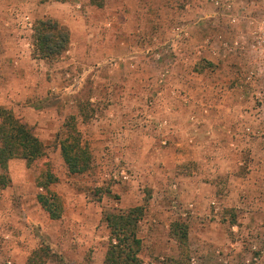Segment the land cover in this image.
<instances>
[{
	"label": "rangeland",
	"instance_id": "obj_1",
	"mask_svg": "<svg viewBox=\"0 0 264 264\" xmlns=\"http://www.w3.org/2000/svg\"><path fill=\"white\" fill-rule=\"evenodd\" d=\"M116 1L133 2L30 0L20 6L24 0H14L12 18L0 11V56L7 55L11 64L0 72V89L11 95L9 105L0 107L33 127L47 147L41 162L12 160L10 183L0 184V264H39L34 255L42 246L52 250L47 264H104L110 235L104 214L132 206L145 207L139 233L144 264L178 256L170 238L175 222L189 227L192 264H264V0H138L144 15L151 16L145 26L124 25V41L119 40L117 17L103 15L104 6ZM172 6L178 12L199 7L210 28L202 44L195 46L187 28L162 17L161 10ZM75 11L92 22L86 33L95 34V46L104 47L102 35L116 36L107 54L117 47L123 56H103L102 51L76 55L72 50L78 40L64 23ZM42 19L58 20L71 33L69 50L55 60L35 56L34 26ZM8 33L20 36L21 43ZM221 33L224 39L217 37H224ZM12 51H20L16 60L6 54ZM223 64L228 72L217 73ZM230 100H236L233 106ZM81 106L90 120L82 117ZM179 108L186 116L183 126L171 127L170 116ZM211 113L221 120L223 114H244L246 125L233 132L216 123L211 130L206 119L200 121ZM70 117L93 154V168L84 175H72L61 153ZM117 124L128 132L125 150L113 128ZM110 127L116 134L106 137ZM202 142V150L185 153L187 160L179 163L165 161L160 149ZM45 165L58 177L51 187L64 206L58 221L38 200L37 179ZM195 176L204 189L203 202L193 192L185 197L178 182ZM196 210L203 216L195 218ZM199 224L209 228L211 247L204 253L197 247Z\"/></svg>",
	"mask_w": 264,
	"mask_h": 264
},
{
	"label": "trees",
	"instance_id": "obj_2",
	"mask_svg": "<svg viewBox=\"0 0 264 264\" xmlns=\"http://www.w3.org/2000/svg\"><path fill=\"white\" fill-rule=\"evenodd\" d=\"M52 1L70 3L76 0ZM34 40L36 57L55 60L69 50L71 33L58 20L42 19L35 23ZM80 111L85 121L92 118L85 112L84 106H81ZM65 124L66 136L60 143L64 163L72 175L87 174L93 168L90 146L84 142L83 134L77 128L74 117L68 118ZM46 156L47 147L34 134V128L17 118L10 109L0 107V168L4 172L0 176V184L3 187L9 185L7 172L12 160H24L32 165L41 162ZM57 182L58 177L48 165H45L37 179V187L40 189L38 200L53 221L61 220L64 214L61 197L51 189ZM144 215V206L104 214L103 222L110 234L104 264H144L141 258L143 241L139 235ZM170 238L178 245V256L168 258L161 264H192L188 225L181 222L173 223ZM42 247L35 253L34 259L39 261V264H47L53 258L52 250L48 246Z\"/></svg>",
	"mask_w": 264,
	"mask_h": 264
},
{
	"label": "crops",
	"instance_id": "obj_3",
	"mask_svg": "<svg viewBox=\"0 0 264 264\" xmlns=\"http://www.w3.org/2000/svg\"><path fill=\"white\" fill-rule=\"evenodd\" d=\"M29 1L30 0H24V2H22L20 4V6L26 5V3L28 4ZM124 1H126V0H124ZM14 3H15L14 0H4L3 3L0 4V11L2 10L1 13L3 15H5V17L8 18V20L10 18H12L11 10H12V7H13ZM155 5H157V4H155ZM229 5L231 6V2H230ZM188 6L190 8L192 7L190 5H187V7ZM79 7H80V4H79ZM257 7L259 8L261 6L258 5ZM252 9H253V6H252ZM170 10L171 11L167 10L166 12H164L163 9H162L161 12H163V14H164V16H162V17L168 19L173 24H176V25H178L180 27L187 28L191 32V34L193 36V41H194V45L195 46H198V45L202 44L204 42V40L206 39L207 35H209L210 28H208L209 25L204 20L199 7L196 6L195 9H191L190 11L181 10L180 12H178V9L174 8L172 6ZM103 11L105 12V14H103L105 16L104 18H107L109 15H115L117 17V21L118 22H117V27L116 28H118L119 31H120L119 32L120 34L118 36H119V40H122V41H124L123 39H127L126 38L127 37V32L125 33V31H126L125 27L126 26H124V25H129L130 24V25H132L131 28L134 27V26H135V28H138L140 25L141 26H145L148 23L147 19L149 20V17L151 16V15L150 16L144 15V13L142 12V9L140 8L138 0H133V2L132 3L129 2L128 5L124 4L122 2H117V1H116V4L112 5V6H109V5L106 4L104 6V8H103ZM231 11L232 10H230L229 12H231ZM233 12H236V9ZM12 13H13V10H12ZM84 15H85V13L83 11L82 12L80 11V13L75 11L74 15H72V17L70 18L71 20L64 21V23L67 24L69 26V28L71 29V32L75 36V39L78 40V41H76L77 44L73 48L72 51H74L76 53V55H78V56L83 54L82 51H86L85 53L88 52V54H90L91 52L102 51L103 52V56H105V55L109 56L111 54L115 55L117 57L123 56L124 52H120L121 49H118L117 47L113 48V50L111 49L110 53L107 54L108 53L107 46L108 45L109 46L112 45V42L116 40V38H115L116 36L113 38L110 35H106V36L102 35L101 38H103V39L101 40V43L104 44L103 48L95 46L97 44L96 42H94V41H93V43L91 42V37L94 36L95 34L93 33V34L88 36L87 33H86V29H90V25L92 26V24H91L92 22H90L88 16H86V15L84 16ZM251 16L249 18H252ZM258 16H256V17H258ZM210 17L213 20V22L215 23V21H216L215 16L210 15ZM256 17H253V19L256 18ZM1 23H0V26H2ZM161 24H165L166 25L167 22H165V20H161ZM11 35H12L11 33L10 34L8 33L7 37L8 38L11 37L14 41H17L18 43H21V41H19V40H21L20 36L16 35L15 37H12ZM221 35H224V34L221 33ZM217 37H219L221 39H224L226 36L224 35V37H223V36H220V34H218ZM126 41H128V40H126ZM122 49H125V48L123 47ZM114 50H117V52L115 51V54H113L114 52L112 53V51H114ZM11 53L14 55L13 56L14 60H16L15 58L18 55H20V51H18V52H16V51L7 52L6 54L10 55ZM211 60H212V62L214 64L218 63L217 59L211 58ZM9 66H11L10 58L7 59V55L0 56V72L7 71L9 69ZM224 66H225V64H223L221 66V69L220 68L218 69L219 71L217 73H219L221 71L228 72L225 69ZM180 68L182 70L183 66H180ZM116 72H118V71L116 70ZM1 80L3 81L2 84L4 85V83H6V80L4 78H2ZM177 83L179 85L182 84V82H180V81H177ZM0 93H1L0 94V99H1L0 100V106L9 105V102H7V98H9L11 95L8 94V91H6L5 88L4 89H0ZM235 101L236 100L228 101V103L230 104L229 106H233ZM180 110H181V112H180ZM229 111H231V110H229ZM175 114H176V116H175L176 118L170 116L171 127H176V125H179V127L182 128L183 125H182L181 122L183 120H185L186 116L182 114V109H180V108L178 109V112L175 113ZM220 116H221L220 114L211 113V114H209L208 117L206 116V118L201 116L202 118H201L200 121H205V119H206L207 122L209 123V126H210L211 130H214L216 123H219V124L225 123V125H227V127H230L233 132L235 131V129H237V127H238V130L239 129L241 130L242 126L246 125V122L244 120L243 121L241 120V117H245L244 114H237V115L235 113H233V114H228V113L227 114H223L222 115V117H223L222 119L223 120H221ZM249 117L252 118V114L251 113L249 114ZM119 119H121L122 123H123L124 122V115L121 114L119 116ZM217 121H219V122H217ZM113 128L114 129H118L116 131V132H119L117 134V136H120L122 138V141H123L122 143H124V145H125L124 150L129 148V146H127L126 138H123L125 135H127L128 132L125 131L123 128H120L118 124L117 125H113ZM113 128L110 127L109 129L106 130V132H104L106 137L115 136L116 132H115V130H113ZM172 131H171L170 137H172V134H173ZM202 135H203V133H202ZM178 138H180V137L178 136ZM192 146L193 145H188L187 143H185L183 146H181L182 148H180V149H177L176 147H172V146H170L169 148H160V149L163 150V153H165V154H163V156L165 157L163 159L165 161H169L170 163H179L180 160H182V161L187 160V157L185 156V153H187V154L188 153H190V154L194 153L195 154V153H198V151L202 150L203 142L200 143V145L197 144V145H195L193 147ZM154 151H155V149H154ZM128 159H130V158H128ZM131 161L132 162H136L133 159H131ZM200 163H202V162H200ZM170 171L173 174V171L172 170H170ZM174 174L176 175V173H174ZM172 177L170 178L169 181H173ZM142 178L143 177L140 176V179H142ZM144 178H146V177H144ZM141 181H143V180H141ZM178 182L181 183V191H182V194L185 195V197H186L187 194H190L191 192H193V193H195L194 196L196 198H201V200L203 202V200H204V189L199 188V185H200L199 176L184 177V178L180 177ZM107 195L111 196L112 194L107 193ZM126 197H129V196H126ZM126 197L125 198L123 197V199H127ZM133 207H136V206L128 207V209L133 208ZM124 210H127V209H124ZM193 214L195 215L194 216L195 218H198V215H202L203 216V214H199L198 210L194 211ZM246 216L248 217L249 213H247ZM208 230H209L208 226H207V229L206 228L203 229V228H201V225L199 224V226H198V236H199V238L197 239V247L201 250L202 253H204L203 250L206 249V247H208V248L211 247V245H209L207 243L208 241H210L209 236H208ZM217 234H213V236L216 238ZM207 255H209V254H207Z\"/></svg>",
	"mask_w": 264,
	"mask_h": 264
},
{
	"label": "built area",
	"instance_id": "obj_4",
	"mask_svg": "<svg viewBox=\"0 0 264 264\" xmlns=\"http://www.w3.org/2000/svg\"><path fill=\"white\" fill-rule=\"evenodd\" d=\"M262 41H264V32H263V40Z\"/></svg>",
	"mask_w": 264,
	"mask_h": 264
}]
</instances>
